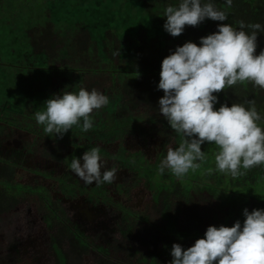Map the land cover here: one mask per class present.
<instances>
[{
	"label": "clouds",
	"instance_id": "1",
	"mask_svg": "<svg viewBox=\"0 0 264 264\" xmlns=\"http://www.w3.org/2000/svg\"><path fill=\"white\" fill-rule=\"evenodd\" d=\"M225 2L232 7L233 0ZM163 17L164 31L179 37L186 26L197 27L206 20L226 22L228 13L211 0H178L165 9ZM261 34L264 26L260 23L240 21L239 29L219 23L199 44L185 42L162 60L157 89L164 95L158 101L159 115L183 139L178 146L167 148L157 169L159 175L167 170L183 178L196 171L207 159L202 146L213 143L219 151L209 175L219 172L236 179L244 174L241 169L264 166V129L259 124L264 116L255 100L216 108L218 94L237 84L249 82L264 90V50L257 54ZM109 103V97L95 88L81 87L78 92L66 88L48 99L45 110L37 111L34 118L46 134L63 140L74 126L85 133L92 129L94 113ZM108 164L100 149L93 147L72 159L68 168L84 184L99 186L116 179L117 169ZM243 216V222L237 220L231 227L209 226L191 247L174 243L169 264H264V209L244 208Z\"/></svg>",
	"mask_w": 264,
	"mask_h": 264
},
{
	"label": "trees",
	"instance_id": "2",
	"mask_svg": "<svg viewBox=\"0 0 264 264\" xmlns=\"http://www.w3.org/2000/svg\"><path fill=\"white\" fill-rule=\"evenodd\" d=\"M211 2L217 9L228 13L226 22L205 21L197 27L186 26L184 33L175 43H169L164 36L157 40V38L148 39L142 34V37H139L141 38L139 43L133 47L131 68L123 66L125 60H123L124 57L122 58V42L115 31L107 30L105 57L110 63L102 68L96 66L97 59L93 60V57L91 58L88 54L91 50L89 47L91 36L83 29L71 38L60 37L53 32V23H49L48 26L31 28L28 33L35 51L45 52L49 57L53 56L50 47L55 49L56 54L59 48H68L71 58L76 60L74 71L94 77L96 75L94 72L102 71L101 76H104L103 73H110L112 89L116 93H122L123 101L117 111L119 119L121 120V116L125 113H129L137 119L136 123L135 121L132 123L135 130H139L141 124L148 123V130L152 132V135L160 136L167 143H171L178 134L173 132L158 111V101L164 95L162 90L157 89L162 60L177 46H183L185 42L192 41L199 44L200 38L215 32L219 23H229L237 29H239L240 21L246 24L260 23L264 26V0H233L231 8L227 7L225 0H211ZM258 44L257 54L264 50V34L258 37ZM117 52L120 54L114 55ZM118 73H128L133 77H126L122 83H119L116 79ZM84 88L88 89V85ZM218 95L220 103L216 105V108L224 103L231 107L232 103L255 100L257 110L264 116V90L254 87L249 82L237 84L233 89H226ZM259 124L264 129V119ZM118 125L128 126L124 121H120ZM182 139L183 136L180 137L181 141ZM202 151L206 152L208 160L214 159L219 149L213 143L209 146L203 145ZM205 163L196 170L197 172L190 171L183 178H177L167 171L164 175L163 190L158 191L160 200H156L153 206L155 209L138 215L128 214L129 220L125 222L129 225L122 223L119 231L123 239H117L116 245L103 244L100 235L84 234L75 227L66 226L58 233L53 229L52 247L58 251L55 264H61V262L77 264L75 263L77 259L75 260V256L69 253V248L59 245L57 238L67 239L78 245L84 254L96 255L93 263L88 260L84 262L85 264H169L172 259L171 246L174 243H180L184 248H188L204 236L209 226L231 227L236 219L243 222L244 208L249 209L252 206V203L247 201V198L251 197L247 196L254 192L255 186L261 182L264 183V166L246 171L241 169L244 174L236 179L230 175L214 172L211 175V181H205L200 176L205 169ZM30 190L27 185L17 181L16 166L0 162V220L13 224L12 218L2 216L10 213L17 215L15 208L22 202L31 207L44 201L45 196L42 192ZM36 192H38L37 195H35ZM261 205L258 208L264 209V200ZM252 209H257V206ZM64 216L61 217V221L68 220ZM53 220L55 221L54 217ZM75 253L77 255L80 253L81 256V251H75ZM16 256L19 257L18 254ZM20 261L23 264L22 259ZM8 262L0 258V264H8ZM10 264H20V262L12 260Z\"/></svg>",
	"mask_w": 264,
	"mask_h": 264
},
{
	"label": "rangeland",
	"instance_id": "3",
	"mask_svg": "<svg viewBox=\"0 0 264 264\" xmlns=\"http://www.w3.org/2000/svg\"><path fill=\"white\" fill-rule=\"evenodd\" d=\"M177 3L178 0H0V139L5 136L0 140V162L12 164L29 173H44L37 168L35 159L32 160L36 155H29L35 146L55 142L78 150L77 139L81 138V134L77 126H74L63 140H57L55 134H46L43 126L38 125L34 118L37 111L45 110L44 103L48 99L62 93L66 88L78 92L81 87H85L84 84L95 80L97 84L95 89L109 97L110 103L100 110L107 113L109 121L117 124L120 121L137 120L129 113H125L126 117L121 116V120L118 116L116 118L117 114L114 112L118 111L123 99L121 92L116 93L112 89L110 73H103L104 76H101L102 71L94 72L96 74L94 77L74 71L76 60L71 58L66 47L59 48L57 54L55 49L50 47V51L53 52L51 58L45 52H36L28 33L31 28L53 23L55 34L70 38L82 29L87 31L91 36L89 45L91 50L88 54L93 60L97 59L95 64L99 68L110 63L105 57L106 33L107 30L115 31L122 42V58L125 60L123 66L131 68L133 47L139 43L142 34L148 39L159 40L164 36L169 43L178 41V37H172L163 28L166 21V17H163L165 9L168 5L174 6ZM126 77L133 76L118 73L116 79L122 83ZM99 115L98 112L94 113V117ZM180 137L182 135L178 134L175 141L177 145L181 142ZM70 158L71 156L67 155V160L70 161ZM140 159L143 160L142 157ZM204 166L205 169L200 174L201 179L211 181L208 169L215 168V158L206 159ZM157 169L153 167L149 172L150 179L155 185L153 188L155 198L156 196L159 198L158 191L163 189L164 181V175H159ZM22 175L25 177L27 174ZM32 187L31 192L41 189ZM247 197H251L247 198V201L252 203L248 210L252 211L256 206L258 209L264 200V183L255 186L254 192ZM126 210L129 211L124 209ZM2 217L12 218L13 224L0 220V258L9 261L8 264L12 260L21 264L20 258L15 256L17 244L11 242L15 226H19L16 221L18 214L10 213ZM103 225L105 223L98 229L86 230L90 233L97 231L107 233L108 230ZM93 262L94 259L91 260V263Z\"/></svg>",
	"mask_w": 264,
	"mask_h": 264
},
{
	"label": "flooded vegetation",
	"instance_id": "4",
	"mask_svg": "<svg viewBox=\"0 0 264 264\" xmlns=\"http://www.w3.org/2000/svg\"><path fill=\"white\" fill-rule=\"evenodd\" d=\"M85 85L91 91L97 84L94 80ZM98 113L100 115L94 117L93 128L87 133L78 127L81 134V138L77 139L78 150L55 142L34 147L29 155H36L32 160L35 159L37 168L44 173H29L16 167L17 181L29 188L40 187L43 190L42 195L45 196L40 204L29 207L22 202L15 208L19 226H15L11 241L17 244L15 256L18 254L23 264H55L58 251L52 247L51 235L53 229L58 233L66 226L78 228L84 234L100 235L103 244L116 245L117 239H123L119 230L122 223L128 224L125 221L129 220V215L155 209L154 203L160 200L157 196L154 197L155 185L149 172L153 167H159L160 161L167 154V148L175 146L177 136L171 143H167L164 138L152 135L148 130V123H145L147 126L141 124L139 130H135L131 120L127 122L128 126L120 127L118 123L113 124V121L108 120L107 113L100 110ZM4 138L5 136L1 139ZM93 147L100 149L102 158L109 161L108 167L114 166L117 169V176L112 184L86 185L68 168L72 159ZM67 155L71 156L70 161L67 160ZM24 173L27 174L25 177L22 175ZM22 178L28 179L24 182L25 179ZM37 194L38 192L35 195ZM61 215H66L68 220L61 221ZM103 223L107 233H90L86 230L98 229ZM57 239L59 245L69 248V253L75 256L77 264H85L88 260L91 262L96 257L93 253H90L92 256L84 254L78 245L67 239ZM75 251H81V256Z\"/></svg>",
	"mask_w": 264,
	"mask_h": 264
},
{
	"label": "crops",
	"instance_id": "5",
	"mask_svg": "<svg viewBox=\"0 0 264 264\" xmlns=\"http://www.w3.org/2000/svg\"><path fill=\"white\" fill-rule=\"evenodd\" d=\"M3 66V65H2ZM4 67V66H3Z\"/></svg>",
	"mask_w": 264,
	"mask_h": 264
}]
</instances>
